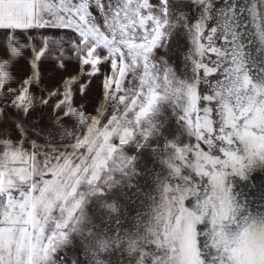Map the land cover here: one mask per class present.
Here are the masks:
<instances>
[{"label":"snow or ice","instance_id":"6c2138e0","mask_svg":"<svg viewBox=\"0 0 264 264\" xmlns=\"http://www.w3.org/2000/svg\"><path fill=\"white\" fill-rule=\"evenodd\" d=\"M258 171L264 0H0V264H264Z\"/></svg>","mask_w":264,"mask_h":264},{"label":"flooded vegetation","instance_id":"af4514ba","mask_svg":"<svg viewBox=\"0 0 264 264\" xmlns=\"http://www.w3.org/2000/svg\"><path fill=\"white\" fill-rule=\"evenodd\" d=\"M264 187V172L253 173L251 179L245 184V182H240L237 180L236 190L241 191V189L248 193H253L256 196V201L254 202L256 211H264V199L260 196V189ZM249 203V202H248Z\"/></svg>","mask_w":264,"mask_h":264},{"label":"bare ground","instance_id":"6f19581e","mask_svg":"<svg viewBox=\"0 0 264 264\" xmlns=\"http://www.w3.org/2000/svg\"><path fill=\"white\" fill-rule=\"evenodd\" d=\"M264 188V187H263ZM241 191H243L242 189H241ZM244 192V191H243ZM246 193V192H245ZM247 200H248V205H249V207H250V209L252 210V211H254V212H256V210H257V208L255 209V207H254V202L256 201V196L255 195H253V193H250V192H248L247 193ZM258 211H260V210H258Z\"/></svg>","mask_w":264,"mask_h":264},{"label":"rangeland","instance_id":"374dc122","mask_svg":"<svg viewBox=\"0 0 264 264\" xmlns=\"http://www.w3.org/2000/svg\"><path fill=\"white\" fill-rule=\"evenodd\" d=\"M141 187L144 188L146 191L148 190L147 184H145V182L143 180L141 181ZM137 210H142V211L146 212L148 209L146 206L143 209H137L136 206H133L131 214L135 215Z\"/></svg>","mask_w":264,"mask_h":264}]
</instances>
